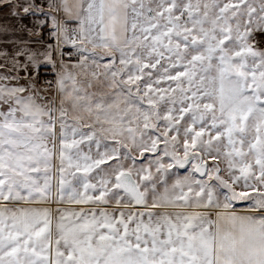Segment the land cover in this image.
I'll use <instances>...</instances> for the list:
<instances>
[{
  "label": "snow or ice",
  "instance_id": "snow-or-ice-1",
  "mask_svg": "<svg viewBox=\"0 0 264 264\" xmlns=\"http://www.w3.org/2000/svg\"><path fill=\"white\" fill-rule=\"evenodd\" d=\"M0 264H264V0H0Z\"/></svg>",
  "mask_w": 264,
  "mask_h": 264
}]
</instances>
